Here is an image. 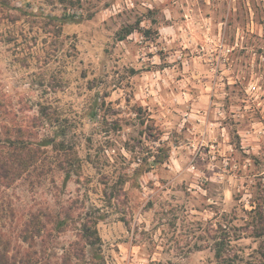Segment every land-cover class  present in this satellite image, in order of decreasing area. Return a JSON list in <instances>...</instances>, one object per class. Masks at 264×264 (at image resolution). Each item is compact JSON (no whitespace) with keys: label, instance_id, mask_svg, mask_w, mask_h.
Segmentation results:
<instances>
[{"label":"rangeland","instance_id":"1","mask_svg":"<svg viewBox=\"0 0 264 264\" xmlns=\"http://www.w3.org/2000/svg\"><path fill=\"white\" fill-rule=\"evenodd\" d=\"M72 1L0 4V90L65 127L38 137L63 143L47 161L70 148L81 165L7 190L9 250L30 211L75 199L102 215L105 264H218L222 230L226 254L251 259L264 224V0Z\"/></svg>","mask_w":264,"mask_h":264},{"label":"trees","instance_id":"2","mask_svg":"<svg viewBox=\"0 0 264 264\" xmlns=\"http://www.w3.org/2000/svg\"><path fill=\"white\" fill-rule=\"evenodd\" d=\"M8 0H0V4L6 8L8 13ZM65 2V0H59ZM69 4L74 5L72 0ZM14 10H18L13 8ZM5 13V16L6 14ZM14 16V15H12ZM9 22L12 18L5 17ZM78 18L75 14H64L62 17L52 16L51 22H58V26L72 22ZM53 24V27H57ZM60 30V27H58ZM134 28L125 29L124 36L133 32ZM12 103L10 95L0 90V207H3L7 190L16 183L35 180L37 184L47 175L55 170L62 171L67 168L80 169V161L76 155L65 152L57 154L48 159V148L54 149L62 146V142H56L54 138L39 140L38 137H61L65 135V127H56L54 114L49 113L45 106L38 104L35 113L31 114L32 107L21 101ZM20 104V105H19ZM29 113V114H28ZM43 126L54 127L52 134L40 135ZM69 177V173L67 174ZM100 183L107 185L109 178L100 175ZM38 181V182H37ZM125 179L121 177L113 183L110 188L114 195L120 197L122 185ZM118 184V185H117ZM104 195V191L102 192ZM110 194H112L110 192ZM7 195V196H6ZM110 195L109 198H111ZM75 199L67 201L65 205L59 206L52 216V211L46 212L45 208H37L28 213V217L20 223L16 238L22 244L16 251H10L9 242L0 235V264H105L101 253V238L98 234V223L102 216L99 211L85 210L84 203H77ZM10 203V202H9ZM11 205V204H10ZM9 205V207H10ZM260 210V209H259ZM13 216V210H9ZM262 217L263 211H258ZM257 230L255 237L262 238L257 254L251 259L237 261L239 257L235 254L228 255L224 246L229 240L227 233L222 230V235L216 243L215 259L218 264H264V225ZM67 232L72 233L65 246L60 251L50 248L49 241H57L58 236Z\"/></svg>","mask_w":264,"mask_h":264}]
</instances>
